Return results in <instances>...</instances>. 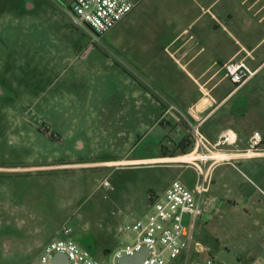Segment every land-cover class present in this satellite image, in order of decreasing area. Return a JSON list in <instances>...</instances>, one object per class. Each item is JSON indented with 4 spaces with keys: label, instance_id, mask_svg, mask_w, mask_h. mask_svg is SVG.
Segmentation results:
<instances>
[{
    "label": "rangeland",
    "instance_id": "374dc122",
    "mask_svg": "<svg viewBox=\"0 0 264 264\" xmlns=\"http://www.w3.org/2000/svg\"><path fill=\"white\" fill-rule=\"evenodd\" d=\"M73 1L0 0V264H39L44 247L63 238L67 225L96 259L108 261L119 243L114 208L143 215L150 192L195 180L174 163L189 160L182 155L155 166L119 162L176 151L181 111L187 116L179 105L159 121L157 100L170 103L184 81L160 50L146 47L157 37L151 15L132 29L122 23L99 36L73 24ZM263 15L249 39L264 33ZM216 40L220 57L226 37L219 32ZM160 58L164 66L156 67ZM256 66L251 83L220 103L233 115L223 129L235 130L237 140L222 151L234 156L216 169L211 196L233 203L199 223V239L222 264H264V156L235 157L245 155L255 132L264 139V63ZM136 92L155 108L135 110Z\"/></svg>",
    "mask_w": 264,
    "mask_h": 264
},
{
    "label": "built area",
    "instance_id": "2783aa9c",
    "mask_svg": "<svg viewBox=\"0 0 264 264\" xmlns=\"http://www.w3.org/2000/svg\"><path fill=\"white\" fill-rule=\"evenodd\" d=\"M135 7L134 0H74L71 7L72 20L77 28L85 30L87 27L102 36L126 19ZM259 70L251 67L246 60H231L223 65L224 76L233 85L234 93L248 85ZM217 110L213 109L209 116ZM200 111L194 108L187 116L181 113L192 135L193 147L188 154L182 155L190 157L188 161L174 162L184 170L192 171L195 178L192 186L188 182L175 180L163 194L150 192L147 210L143 215L132 208H114L111 216L117 219L115 232L119 243L109 253L108 261L96 259L77 242L72 226L67 225L63 229V238L44 247L39 264H53V256L58 253L67 255L71 264H120L122 257L135 255L145 248L148 254L143 264H222L215 259L214 248L199 239V223L215 201L211 190L216 169L227 164L234 156L223 154L222 151L224 147L236 144L237 134L232 128H225L216 142L210 141L203 132L204 119L198 117ZM262 142L260 132L252 134L246 153L252 152L253 156L243 158L263 155L260 152ZM104 186L107 190L112 189L108 182ZM186 216L189 218L187 225ZM104 226L103 223L99 224L100 228Z\"/></svg>",
    "mask_w": 264,
    "mask_h": 264
},
{
    "label": "crops",
    "instance_id": "0c3cea01",
    "mask_svg": "<svg viewBox=\"0 0 264 264\" xmlns=\"http://www.w3.org/2000/svg\"><path fill=\"white\" fill-rule=\"evenodd\" d=\"M134 1L136 2L135 9L114 28L125 23V30L127 27L132 29L133 26L139 23V19L144 14L151 15L150 17L153 19L152 26L157 37L152 43L147 44L146 47L160 50L168 60L179 68L181 82H185L181 84V93L176 94V97L170 103L164 104L157 100V107L160 106L162 108V117L159 121H162L172 111H176L179 105L188 114L193 112L194 108L198 109V106L205 99H209V103L200 111L198 117L204 119L203 132L206 137L210 141L216 142L221 134L223 125L231 122L232 120L230 119L233 116L226 107L220 108V103L227 102L234 93L233 85L224 76L223 65L231 60H246L249 65L253 66L255 63H264V49L259 51L264 45V33L249 39V36L253 33L251 25L254 26L255 20H257L256 16L264 13V0H202L204 4L200 0ZM249 3L251 4L248 5ZM254 9H256V12L252 14ZM262 21H264V15L259 22ZM219 32L226 37L227 52H222L221 56L217 57L219 51L216 46V37ZM207 40L208 44H206ZM129 47L135 50L138 49V45L134 43H131ZM197 48L199 50L195 53ZM155 66H164V63L161 60ZM259 68L260 66H256V69ZM163 70L162 67L159 68V71ZM155 76H158V74L155 73L154 76L150 77L156 79ZM189 85H193L194 90ZM135 96L133 104L135 110H137L139 105L142 106L144 104L155 108L154 102L150 99H147V102L145 100L142 101V96H139L138 92L135 93ZM172 107H175V109H172ZM216 108H218L216 113L209 116L210 112ZM181 113L183 112L181 111ZM220 113L221 115L217 120L216 117ZM224 115L231 117L229 119L226 117L227 119L224 121L222 119ZM181 125L180 139H174V142L182 141L186 137L191 139L192 137L187 125ZM261 151L264 153L262 148L260 149ZM259 156H264V154ZM163 159H169V157L157 154L119 162L125 167H141L155 166V164L160 162L159 160ZM149 162L151 163L150 165H145V163ZM188 184L192 186L190 181H188ZM213 197L217 200V197ZM213 209L214 205L204 217L205 220H209Z\"/></svg>",
    "mask_w": 264,
    "mask_h": 264
},
{
    "label": "water",
    "instance_id": "95a60500",
    "mask_svg": "<svg viewBox=\"0 0 264 264\" xmlns=\"http://www.w3.org/2000/svg\"><path fill=\"white\" fill-rule=\"evenodd\" d=\"M262 49H264V45L259 51H261ZM208 103H209V99H205L198 106V110H203L207 106ZM147 254H148V249L145 248L142 251L136 253L135 255L122 257L120 259V264H143V260ZM52 263L53 264H71L68 256L63 253L55 254L53 256Z\"/></svg>",
    "mask_w": 264,
    "mask_h": 264
},
{
    "label": "trees",
    "instance_id": "16d2710c",
    "mask_svg": "<svg viewBox=\"0 0 264 264\" xmlns=\"http://www.w3.org/2000/svg\"><path fill=\"white\" fill-rule=\"evenodd\" d=\"M193 147V142L192 140L189 138V137H186L185 139H183L182 141H180V143H178L176 145V148L177 150L176 151H169V150H163L161 152V154L163 155V157H177L179 155H185V154H188L191 149ZM78 242V241H77ZM80 244L85 247L86 249H88L91 253H92V250L90 248V246L82 243L80 241ZM110 252H108L107 254H109Z\"/></svg>",
    "mask_w": 264,
    "mask_h": 264
},
{
    "label": "flooded vegetation",
    "instance_id": "af4514ba",
    "mask_svg": "<svg viewBox=\"0 0 264 264\" xmlns=\"http://www.w3.org/2000/svg\"><path fill=\"white\" fill-rule=\"evenodd\" d=\"M262 145H264V139H263ZM224 202H227L228 204H232L233 200L228 199L225 196H220V198H217V200L214 201V204H213L214 209L211 212V216L209 217V220H211L216 214L222 211Z\"/></svg>",
    "mask_w": 264,
    "mask_h": 264
},
{
    "label": "bare ground",
    "instance_id": "6f19581e",
    "mask_svg": "<svg viewBox=\"0 0 264 264\" xmlns=\"http://www.w3.org/2000/svg\"><path fill=\"white\" fill-rule=\"evenodd\" d=\"M240 156H253L252 152L251 153H248L246 155H236L235 157H240ZM221 157H228V156H224V155H221ZM190 158V157H189ZM185 161H188V160H185ZM162 162H165V161H162ZM174 162H181V161H174Z\"/></svg>",
    "mask_w": 264,
    "mask_h": 264
}]
</instances>
